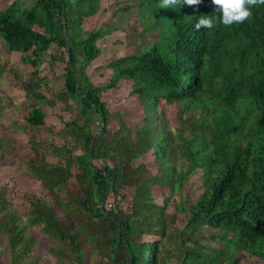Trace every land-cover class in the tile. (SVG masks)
I'll list each match as a JSON object with an SVG mask.
<instances>
[{
  "label": "trees",
  "instance_id": "16d2710c",
  "mask_svg": "<svg viewBox=\"0 0 264 264\" xmlns=\"http://www.w3.org/2000/svg\"><path fill=\"white\" fill-rule=\"evenodd\" d=\"M104 1L11 0L0 9V56L20 54L0 61V79L17 80L24 95L11 128L30 136L34 159L23 172L46 190L22 213L0 186V264H40L41 243L57 264H242L244 255L264 263V5L225 26L211 0L171 8L132 0L120 10L137 9L140 30L125 34L137 51L112 61L110 81L98 86L88 68L118 30L84 22L106 12ZM201 16L214 27L196 30ZM56 62L65 65L57 90L44 73ZM122 81L141 109L134 125L103 98ZM57 104L73 118L56 133L45 109ZM4 110L0 100V125L10 121ZM47 127L62 146L40 147L33 132ZM12 143L0 139V163ZM150 152L154 172L134 165ZM154 187L167 188L162 204Z\"/></svg>",
  "mask_w": 264,
  "mask_h": 264
},
{
  "label": "rangeland",
  "instance_id": "374dc122",
  "mask_svg": "<svg viewBox=\"0 0 264 264\" xmlns=\"http://www.w3.org/2000/svg\"><path fill=\"white\" fill-rule=\"evenodd\" d=\"M10 3L11 0L0 2V9L7 7ZM131 3L132 0H105L103 7L107 9L106 12L99 18L90 17L84 22L87 30H93L102 25L111 28L115 27L118 30L111 37H107L105 40L99 42L100 46L104 48V51L88 68V74L91 75L95 85L103 86L110 81L113 72L112 69L109 68V64L112 61L137 51L136 47L130 45V43L126 41L125 35L128 32L134 31V29L140 30L139 23L133 20V18L136 17L137 9H132L127 13H123L120 10ZM53 49L52 51L54 52ZM19 57V53H9L6 49H3L1 51L0 61L3 64L10 65L18 62ZM64 67L65 65L63 63L56 62L51 69L45 70L44 73L49 78V85L53 89L57 90L63 85L64 80L62 75ZM20 87L19 82L13 78L9 77V79H5V77H3L0 79V100L1 105L5 108L2 114H5L6 118L10 120L4 125H0V139L13 140L12 144L15 148V151L0 163V186H8L6 190L9 199L14 201L22 213H26L30 209L28 197H42L46 194V190L43 188L41 182L32 177H27L23 172V163L34 159V152L29 142L30 136L26 135L25 132H13L11 128L15 123H19V119L14 116L12 111L17 109L22 110L23 107L24 95L20 92ZM130 89L131 82L122 81L119 88L105 92L103 98L107 101L109 109L113 113L120 114L123 121L134 125L141 119L142 114L139 104L129 97ZM45 112L47 114L45 121L48 125L54 124L57 126L55 128L56 133L63 127L61 120L68 121L73 118V114L71 115L63 112L59 104L54 108L47 107ZM17 115H19L20 118V113H17ZM118 125L119 121L113 118L110 122V130H114ZM48 128L49 127H47L45 131L40 130L33 132L36 140L41 144L40 147L45 149V145L42 144L45 139L48 140V143L50 139H54L55 145L62 146L64 144L63 139L60 136L56 137L57 135H52L53 132L47 131ZM48 160L54 164L60 163V160L53 156H49ZM133 163L135 166L144 163L150 171H155L154 158L151 152L142 158L136 159ZM73 171L76 173L75 169ZM70 185L73 189H76L75 180H72ZM164 191H167V188H153L154 199L159 204H162L164 201ZM110 203H112V198L108 199L107 208H109ZM176 203L177 196L168 204L167 211L169 213H176ZM128 207V200H123V208L128 209ZM185 223V218L179 216L178 225H183ZM38 251L42 255L40 264H57L53 257L46 254L43 243H41ZM242 264L264 263L248 255H244Z\"/></svg>",
  "mask_w": 264,
  "mask_h": 264
},
{
  "label": "clouds",
  "instance_id": "9594fccd",
  "mask_svg": "<svg viewBox=\"0 0 264 264\" xmlns=\"http://www.w3.org/2000/svg\"><path fill=\"white\" fill-rule=\"evenodd\" d=\"M202 0H183L188 6H197ZM180 3V0H161V8H171ZM211 4L215 7V12L220 13L221 23L225 26H231L234 23H243L251 16V7L264 5V0H211ZM196 30L201 28L212 29L214 20L211 16H201L194 26Z\"/></svg>",
  "mask_w": 264,
  "mask_h": 264
},
{
  "label": "water",
  "instance_id": "95a60500",
  "mask_svg": "<svg viewBox=\"0 0 264 264\" xmlns=\"http://www.w3.org/2000/svg\"><path fill=\"white\" fill-rule=\"evenodd\" d=\"M120 238H121V235L119 236V240H120Z\"/></svg>",
  "mask_w": 264,
  "mask_h": 264
}]
</instances>
